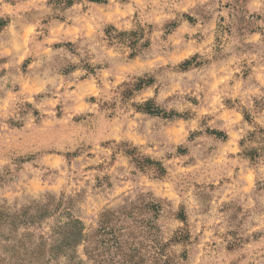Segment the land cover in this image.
<instances>
[{
    "label": "rangeland",
    "instance_id": "374dc122",
    "mask_svg": "<svg viewBox=\"0 0 264 264\" xmlns=\"http://www.w3.org/2000/svg\"><path fill=\"white\" fill-rule=\"evenodd\" d=\"M0 19V264H264V0H0ZM70 220L84 241L60 255Z\"/></svg>",
    "mask_w": 264,
    "mask_h": 264
},
{
    "label": "trees",
    "instance_id": "16d2710c",
    "mask_svg": "<svg viewBox=\"0 0 264 264\" xmlns=\"http://www.w3.org/2000/svg\"><path fill=\"white\" fill-rule=\"evenodd\" d=\"M88 2L91 3H98V4H105L107 3V0H87ZM74 0H68V5L71 6L73 5ZM8 21H5L3 19H0V33L1 31L7 26ZM113 31L117 32V36L120 38H129V43L131 46L136 45V43L138 42L136 40V38L138 37V33L136 32H118L115 29H112ZM109 33V32H108ZM146 46V45H145ZM137 54L136 52H132V54L130 55V58H134L136 57ZM193 60L190 61H186L181 65V68L184 70H188L190 67H192V63ZM151 81L148 80H140L139 83L136 86V90L140 91L142 90L144 87L150 86L151 85ZM139 111L149 114V115H155L158 116L161 114V111L158 110L155 106L153 101H148L146 103H144L143 105L138 106L137 108ZM176 117H180L178 114L175 115ZM166 117V116H165ZM169 118L174 117V114H170V116H168ZM214 135H222V134H218L216 132H213ZM136 150H127L125 153L131 157L133 160L135 159L139 166L143 167V166H154L159 168V170H161L162 172H164L163 167L161 166V164L152 161L149 158H142L140 159V161H138V158H136V154H135ZM45 214H43L41 216V218H45L46 216H44ZM77 225L81 226V222L77 221V220H70L69 222H67L64 226H61L60 229L63 231L65 230V233L62 235L61 238V233L59 234V239L58 242L60 244L59 247V253L60 255H67V253L71 250H73L74 248H76L77 246H79V244L81 242L84 241V234H83V230H79L77 228ZM61 239V240H60Z\"/></svg>",
    "mask_w": 264,
    "mask_h": 264
}]
</instances>
